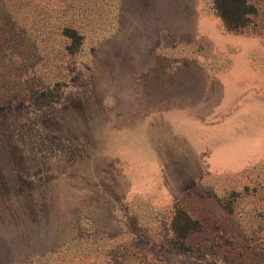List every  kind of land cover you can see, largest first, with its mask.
I'll return each instance as SVG.
<instances>
[{
    "label": "rangeland",
    "instance_id": "374dc122",
    "mask_svg": "<svg viewBox=\"0 0 264 264\" xmlns=\"http://www.w3.org/2000/svg\"><path fill=\"white\" fill-rule=\"evenodd\" d=\"M137 1L0 0V264H264V0Z\"/></svg>",
    "mask_w": 264,
    "mask_h": 264
},
{
    "label": "trees",
    "instance_id": "16d2710c",
    "mask_svg": "<svg viewBox=\"0 0 264 264\" xmlns=\"http://www.w3.org/2000/svg\"><path fill=\"white\" fill-rule=\"evenodd\" d=\"M211 8L219 17L223 28L233 32H239L246 27L256 12L251 0H211ZM9 15V10L0 4V76L3 70L7 71L13 66V61L8 56L14 48ZM63 33L73 38V41L78 39V35L71 28H64ZM3 82L0 79V84ZM199 228L200 222L191 217L183 207L173 206L169 221V241L173 246L187 249L186 238Z\"/></svg>",
    "mask_w": 264,
    "mask_h": 264
},
{
    "label": "crops",
    "instance_id": "0c3cea01",
    "mask_svg": "<svg viewBox=\"0 0 264 264\" xmlns=\"http://www.w3.org/2000/svg\"><path fill=\"white\" fill-rule=\"evenodd\" d=\"M125 2V6L127 5V6H130V7H132V6H134V5H138L139 4V2L137 1V0H124ZM158 2H159V4L161 5V6H165V7H167V5H169V1L170 0H157ZM128 3V4H127ZM130 4V5H129ZM185 20V19H184ZM190 22V21H189ZM192 22V21H191ZM187 26V25H186ZM162 29H166L165 28V26L162 24V25H158L157 27H155V30L158 32L159 30H162ZM187 33H189V31L188 30H182V31H178V32H171V34H173V35H184V34H187Z\"/></svg>",
    "mask_w": 264,
    "mask_h": 264
}]
</instances>
